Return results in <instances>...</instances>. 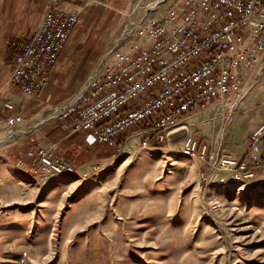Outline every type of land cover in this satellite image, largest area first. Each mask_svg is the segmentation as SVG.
Returning a JSON list of instances; mask_svg holds the SVG:
<instances>
[{"label": "rangeland", "instance_id": "obj_1", "mask_svg": "<svg viewBox=\"0 0 264 264\" xmlns=\"http://www.w3.org/2000/svg\"><path fill=\"white\" fill-rule=\"evenodd\" d=\"M219 99L182 124L197 141L244 157L264 121V76L234 111ZM44 120L0 128V264H264V175L217 170L186 154L183 141L164 142L155 156L137 152L145 132L134 127L123 156L103 143L97 153L106 157L87 172L33 183L26 147L53 121Z\"/></svg>", "mask_w": 264, "mask_h": 264}, {"label": "built area", "instance_id": "obj_2", "mask_svg": "<svg viewBox=\"0 0 264 264\" xmlns=\"http://www.w3.org/2000/svg\"><path fill=\"white\" fill-rule=\"evenodd\" d=\"M59 1L49 0L30 39L11 42L17 54L9 83L25 94H39L47 87L79 23ZM201 55L193 65L191 60ZM263 76L264 0H138L80 90L53 106L43 122L73 118L72 132L91 133L98 143L113 148L114 156L127 153L125 136L134 127L145 132L135 151L163 150L164 142L171 143L169 134L184 126L186 115L213 105L219 95V102L228 101L236 109ZM15 109L13 102L0 106V128L26 123ZM183 142L184 150L234 177L249 181L264 175V121L252 132L243 158L190 134ZM26 156L33 159L41 180L54 172L77 170L58 143L32 146Z\"/></svg>", "mask_w": 264, "mask_h": 264}, {"label": "crops", "instance_id": "obj_3", "mask_svg": "<svg viewBox=\"0 0 264 264\" xmlns=\"http://www.w3.org/2000/svg\"><path fill=\"white\" fill-rule=\"evenodd\" d=\"M137 3L138 0H60V7L77 15L79 23L71 32L67 48L52 68L47 87L39 94L29 95L9 83L17 54L11 42L20 43L36 33L49 0H0V106L13 102L16 105L14 114H29L27 119L23 116L26 123L44 120L53 106L68 101L80 90L116 36L123 21L122 14L131 12ZM71 125L68 119L49 121L33 139L38 142L30 140L26 150L32 146L58 143L65 158L66 152L70 151L76 157L84 156L82 162L68 160L76 165L79 172H87L92 164L103 161L106 155L97 153L100 143L95 141L94 135L74 133ZM37 180H41L38 175L30 177L33 183Z\"/></svg>", "mask_w": 264, "mask_h": 264}, {"label": "water", "instance_id": "obj_4", "mask_svg": "<svg viewBox=\"0 0 264 264\" xmlns=\"http://www.w3.org/2000/svg\"><path fill=\"white\" fill-rule=\"evenodd\" d=\"M189 135V129L186 126H182L174 131H172L168 139L171 143H179L183 141Z\"/></svg>", "mask_w": 264, "mask_h": 264}, {"label": "bare ground", "instance_id": "obj_5", "mask_svg": "<svg viewBox=\"0 0 264 264\" xmlns=\"http://www.w3.org/2000/svg\"><path fill=\"white\" fill-rule=\"evenodd\" d=\"M234 109H235V107H233V111H234ZM188 129H189V131H190V128L187 126V125H185ZM161 149H155V150H146V151H148V152H150L152 155H157L158 154V151H160ZM185 151V153L186 154H188V155H190V156H196V154L195 153H191V151H188V150H184ZM121 154H123V153H121ZM121 154H119V155H121ZM125 155V154H124ZM121 156H123V155H121ZM138 170V169H137ZM65 174H70V175H72V174H74V172H71V170H64V172H54L53 173V175H51L52 177H58V176H65ZM243 180H245V179H247V177H243L242 178ZM170 205V204H169ZM170 207V206H169ZM173 208L171 207L170 208V211L172 210Z\"/></svg>", "mask_w": 264, "mask_h": 264}]
</instances>
